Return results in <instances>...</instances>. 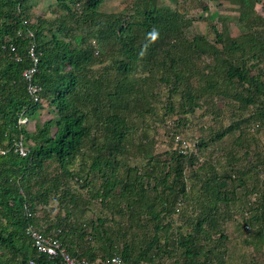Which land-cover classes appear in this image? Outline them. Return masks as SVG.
<instances>
[{"label":"trees","instance_id":"trees-1","mask_svg":"<svg viewBox=\"0 0 264 264\" xmlns=\"http://www.w3.org/2000/svg\"><path fill=\"white\" fill-rule=\"evenodd\" d=\"M43 1L0 0V264L49 263L29 225L89 262L264 264L260 0H206L233 6L241 26L235 35L214 12L212 37L191 30L202 0L117 11L102 10L107 0H48L37 13ZM30 42L38 103L21 76ZM44 108L52 116L32 129L18 124ZM176 135L195 138L197 155L180 154ZM229 222L243 232L237 257Z\"/></svg>","mask_w":264,"mask_h":264},{"label":"built area","instance_id":"built-area-1","mask_svg":"<svg viewBox=\"0 0 264 264\" xmlns=\"http://www.w3.org/2000/svg\"><path fill=\"white\" fill-rule=\"evenodd\" d=\"M20 35V32H17ZM32 37V34H29ZM10 51L13 53L15 62H21L23 57L16 51V47L13 44L9 45ZM26 57L29 61V65L25 68L21 76L26 83V92L30 100L34 103L40 102L41 87L35 81V74L37 73V67L39 62V54L36 50L35 44L30 42L26 47ZM29 120L24 116H20L18 124L27 125ZM174 144L180 154H186L187 152L197 155L196 142H190L179 135L174 136ZM15 152L20 157H25L28 151L23 145V141L19 140L15 145ZM28 212V211H27ZM26 236L31 240L33 247L38 255H45L49 261L47 264H136L132 262L124 261L119 255H112L103 261H86L77 260L72 258L62 246L55 234L45 233L42 230L29 225L25 231ZM29 264H35L34 261H30ZM141 264H147L141 263Z\"/></svg>","mask_w":264,"mask_h":264},{"label":"rangeland","instance_id":"rangeland-1","mask_svg":"<svg viewBox=\"0 0 264 264\" xmlns=\"http://www.w3.org/2000/svg\"><path fill=\"white\" fill-rule=\"evenodd\" d=\"M50 1L45 0L41 3V5L39 6L38 10L36 11L37 13L39 12H45L48 4ZM202 5L205 6L208 10L207 12L203 11L202 9H200L199 7H194V9L191 10L190 15L194 18V23L192 25V29L191 30H198V31H202L204 34H207L209 36H213V32L214 30H220L221 29V22L218 19V17L211 19L209 17L210 14L216 12L218 14V16L222 15V16H229V19L227 21V24L230 28V30H232L234 32L235 35H239L241 32V26L237 23V13L235 12V9L233 8V6L225 3V2H210V1H206V0H202ZM264 0H260L257 5H256V10L259 14H261L262 16H264ZM131 5H132V0H107L103 6H102V10L104 11H117V10H121L123 8H128L129 10L131 9ZM178 8L180 10H182L183 8V0H179V6ZM200 16H203L205 19L204 20H200ZM219 106L221 107V109L223 111L226 110V108L224 107L223 103H219ZM51 109L48 108H44L41 111H39L38 113L35 114V116H33V118H31V120L29 121V127L32 129L33 128V124L36 121L42 122L44 120V118L47 117V115L52 116L53 112L51 113ZM206 121H208V124L210 123V118L206 117L205 118ZM227 122V120H224L223 123L225 124ZM158 133H159V149L160 151L164 150V146H165V141L168 139V137L163 136L164 133V129L163 128H158ZM200 132H196L195 135H199ZM172 134H170L171 136ZM181 136V135H180ZM183 138H185L186 140L193 142L196 139H187V137L182 136ZM227 230L230 236V240L232 242V248H233V252L235 254V257L240 256L244 250L242 248H240L239 243L241 242V235H242V231H239L238 233L234 232V225L229 222L227 224Z\"/></svg>","mask_w":264,"mask_h":264}]
</instances>
